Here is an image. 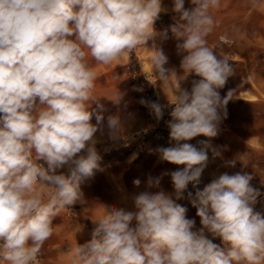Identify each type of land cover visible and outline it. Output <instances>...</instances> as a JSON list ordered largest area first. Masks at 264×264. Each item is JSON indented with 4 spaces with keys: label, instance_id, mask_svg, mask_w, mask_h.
<instances>
[{
    "label": "clouds",
    "instance_id": "9594fccd",
    "mask_svg": "<svg viewBox=\"0 0 264 264\" xmlns=\"http://www.w3.org/2000/svg\"><path fill=\"white\" fill-rule=\"evenodd\" d=\"M190 4L173 0L175 23L157 32L163 0H0V260L38 264L54 219L83 201L81 184L98 168L96 133L105 109L92 97L97 75L88 56L109 65L170 31L184 73L200 77L190 91L180 87L171 103L174 146L156 150L163 161L183 166L170 173L174 194L149 177L147 187L159 190L137 194L134 211L105 208L90 240L74 248L71 264H264V214L254 210L261 192L252 175L225 172L196 191L198 230L176 202L189 184L200 183L209 159L207 142L197 148L188 141L217 135L233 94L222 99L218 90L235 72L206 39L220 0ZM220 39L230 43L227 35ZM152 50L154 71L166 82L168 57ZM141 103L162 118L158 103ZM107 128L118 137L120 117L108 116Z\"/></svg>",
    "mask_w": 264,
    "mask_h": 264
},
{
    "label": "crops",
    "instance_id": "0c3cea01",
    "mask_svg": "<svg viewBox=\"0 0 264 264\" xmlns=\"http://www.w3.org/2000/svg\"><path fill=\"white\" fill-rule=\"evenodd\" d=\"M163 7L170 26L175 23L176 17L172 11L173 0H163ZM189 7L190 0H185V8ZM252 10L261 14L259 33L253 35L251 24L246 23L244 18L241 21L244 25L242 31L229 34V29L232 30L237 24L236 21L221 27V17L229 16V13L226 11L221 15L220 9L211 10L216 23L206 38L208 46L218 56L227 58L235 72L228 78L225 86L218 90L222 99L229 91L233 94L225 106L226 116L222 115L217 135L212 138L198 136L201 142L210 145L209 159L204 169L205 179L200 180L198 185L203 189L206 184L225 172L230 175L237 172L248 173L253 176L252 186L261 192L254 210L264 214V55H252L254 51H264V0H258V6L249 8L248 12ZM225 35L230 40L228 44L221 42L220 38ZM177 43L179 41L169 31L167 39L150 40L146 46L135 49L141 69L152 77L157 95L155 102L162 108V118L158 119L152 111H143L135 106L131 111H104L103 128L96 133L97 151L102 156L122 150L127 152L126 157L115 160L114 171H96L93 176L86 178L81 184L83 201L59 211L53 221V235L41 249L44 255L43 264H71L74 248L77 244L90 240L94 222L102 218L106 212L105 208L117 207L134 211V197L137 194L159 190L147 187L149 177L159 178L160 189L174 194L170 185V173L177 170L176 165L160 158L156 150L163 147V143L152 133L156 128L162 127L165 120L172 119L171 112L167 109L176 101V93L180 87L190 91L192 81L200 79L195 74L184 73L181 68L182 55L178 53ZM154 46L168 57L165 67L170 69L171 73L166 82L160 81L154 71ZM88 62L92 66L90 55ZM140 101L141 98L135 97L132 103L136 105ZM110 115H118L122 121L123 128L118 137H112L107 128V118ZM92 122L96 123L94 117ZM137 131L145 132L143 141H133L129 145L124 143L126 138ZM212 149L219 152V155L215 156ZM135 179L141 181L139 186L133 184ZM194 199L195 193H183V198L176 202L187 209L186 217L195 220L193 230H198L201 224L196 214L197 209L192 204ZM206 235L213 239L214 243L224 247L219 238H212L207 233ZM0 264L7 262L0 260Z\"/></svg>",
    "mask_w": 264,
    "mask_h": 264
},
{
    "label": "rangeland",
    "instance_id": "374dc122",
    "mask_svg": "<svg viewBox=\"0 0 264 264\" xmlns=\"http://www.w3.org/2000/svg\"><path fill=\"white\" fill-rule=\"evenodd\" d=\"M251 7H253L252 0H220V7L218 8L221 11L220 14H225L224 12L226 11L229 13V16L221 17V27H225L228 23L236 21L237 24H235L232 30L229 29V34H234L239 30L242 31L244 25L241 21L244 18L246 23L248 22L251 24L250 29L252 35L259 33L258 27L261 14L254 10L249 13L248 9ZM154 28L157 32H162L169 28V20L164 11L161 12L159 18L155 21ZM252 55H264V51H254ZM91 60L93 69L97 75L94 88L92 89V97L93 99L99 100L105 111H131L134 106L140 107L143 111H151V109L146 104L141 103V101L155 102L157 95L151 75L143 71L140 67L136 50L131 53H125L122 57L114 60L109 65L99 64L92 58ZM133 65H135L142 74L147 75L151 79L147 83V89L153 92L151 96L147 95L145 90L140 89L137 82L132 78L131 71ZM135 97L141 98V101L133 105L132 100ZM173 106L174 105L170 104L167 111H171ZM92 107H95V104H93ZM126 153L125 151L123 154L111 152V154L100 156L98 168L94 169V172L114 171L116 169L114 164L115 160H117V158L126 157Z\"/></svg>",
    "mask_w": 264,
    "mask_h": 264
},
{
    "label": "built area",
    "instance_id": "2783aa9c",
    "mask_svg": "<svg viewBox=\"0 0 264 264\" xmlns=\"http://www.w3.org/2000/svg\"><path fill=\"white\" fill-rule=\"evenodd\" d=\"M131 74H132V78L137 82L138 87L142 90H145L146 94L151 96L153 92H150V90L147 89V83L151 79L147 75L142 74V72L139 71V69L135 65H133V69L131 71ZM173 108H174V106L172 107L171 111L173 110ZM168 122H169V120H165L163 126L156 128L152 133L154 136H157L161 139V141L163 143V147L174 146V143H175L174 141H170L169 128L167 126ZM144 133L145 132H143V131H137V132L131 134V136H129L128 138H126L124 140V143L129 145L133 141H140L141 142L146 137V135H144ZM188 143H191L194 146H196L197 148H199L201 141H200V138L197 136V137L193 138L192 140L188 141ZM123 152L124 151H122V150L118 151V153H120V154H123ZM129 155L131 156V153ZM182 167L183 166H177L176 165L177 170L182 168ZM202 179H205V170L203 171L200 180H202ZM170 185L173 188L172 182L170 183ZM197 190H202V189H200L199 185L194 187L192 184H189L187 190L184 193H196ZM43 256H44L43 252L41 251L38 264H43Z\"/></svg>",
    "mask_w": 264,
    "mask_h": 264
}]
</instances>
